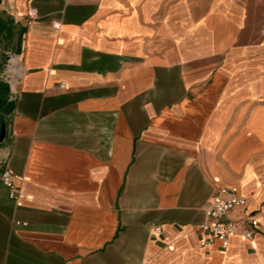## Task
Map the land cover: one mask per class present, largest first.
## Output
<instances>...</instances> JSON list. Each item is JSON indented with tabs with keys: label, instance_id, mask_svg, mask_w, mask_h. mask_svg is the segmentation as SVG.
<instances>
[{
	"label": "crops",
	"instance_id": "crops-1",
	"mask_svg": "<svg viewBox=\"0 0 264 264\" xmlns=\"http://www.w3.org/2000/svg\"><path fill=\"white\" fill-rule=\"evenodd\" d=\"M0 12L21 25L24 70L15 101L0 82V175L21 199L0 179V264H264V0H0ZM229 186L254 236L201 248L205 204Z\"/></svg>",
	"mask_w": 264,
	"mask_h": 264
},
{
	"label": "built area",
	"instance_id": "built-area-1",
	"mask_svg": "<svg viewBox=\"0 0 264 264\" xmlns=\"http://www.w3.org/2000/svg\"><path fill=\"white\" fill-rule=\"evenodd\" d=\"M30 17L31 19L36 18L34 10H31ZM23 71L19 53L10 54L0 71V82L7 87L8 102H13L18 98V87ZM60 87H64V83H61ZM0 163L4 164L3 161ZM0 179L8 189L9 199L13 200L16 206H21L15 178L7 167H4L1 172ZM247 205L248 199L239 193L237 187L229 186L218 189L205 204V220L199 226L202 233L200 247L210 249L218 246L221 250H226L232 238L237 237L242 241L252 240L258 221L246 211ZM231 212L237 214L229 219L227 215ZM154 232L157 235L161 234V228L156 227Z\"/></svg>",
	"mask_w": 264,
	"mask_h": 264
},
{
	"label": "water",
	"instance_id": "water-1",
	"mask_svg": "<svg viewBox=\"0 0 264 264\" xmlns=\"http://www.w3.org/2000/svg\"><path fill=\"white\" fill-rule=\"evenodd\" d=\"M0 71L5 66L10 54L19 53L21 25L14 22V18L0 12ZM0 94V147L10 136L7 124L10 118L9 103Z\"/></svg>",
	"mask_w": 264,
	"mask_h": 264
}]
</instances>
